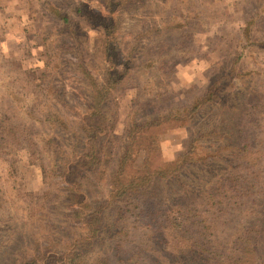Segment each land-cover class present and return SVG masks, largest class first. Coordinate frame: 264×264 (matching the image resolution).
Instances as JSON below:
<instances>
[{
  "label": "rangeland",
  "instance_id": "rangeland-1",
  "mask_svg": "<svg viewBox=\"0 0 264 264\" xmlns=\"http://www.w3.org/2000/svg\"><path fill=\"white\" fill-rule=\"evenodd\" d=\"M43 1L0 0V51L25 71V74L16 73L3 66L0 69V93L4 94L8 85L14 86L13 80L24 75L32 85L24 91L22 86L16 87L24 95L13 100L15 115L8 110L7 102L0 94V264H21L30 259L36 260V264H72L59 257L71 249L76 238L88 235L87 227L71 216L76 205L65 197L66 183L53 174L46 176L41 169L42 161L46 159L40 158V139H44L46 132L62 146V151H57L58 157L65 158L61 161L73 157L81 149L78 126L81 118L91 111L92 92L88 80L76 70L73 63L76 58L64 52L66 40L59 30V23L47 14L46 9L45 14L41 12ZM82 1L88 4L90 15L70 18L77 34L81 35L83 64L100 83L107 63L95 49L99 43L96 20L106 13L97 7V1ZM184 1L189 3L190 13L183 9L185 3L181 4V0H136L119 12L115 31L122 46L136 49L132 64L136 66L131 68V74L136 73L135 78L142 88L147 84L144 91L152 88L151 79H147L150 74L158 77L162 87L171 90L167 98L156 104L157 107L189 102L209 79L229 75L220 90L225 104H207L182 125L169 121L149 130L148 134L155 135L159 145L156 151L148 153L149 168L174 160L188 147V137L195 136L196 132L201 137L189 156L201 158L213 153L228 139L223 135L225 127L234 123V126L245 125L249 131L252 148L247 151V156L264 159V0ZM68 2L61 1V7ZM197 11L200 13H194ZM196 14L201 19L194 31H188L193 38L191 43L180 30L185 29L184 21ZM178 26L181 29L177 30ZM243 28L250 32L249 44L241 35ZM44 46L52 49L50 65H54L55 80L64 84L63 102L40 97L34 89L44 70ZM148 58H154L156 62L150 64L146 62ZM151 65L154 68H150ZM131 74L125 75L117 89L111 92L108 98L111 105L116 100L122 107H127L133 93ZM151 103L153 106L154 102ZM142 106L143 111L150 112L147 104ZM49 107L57 110L64 125H49L42 120ZM27 111L33 113H24ZM3 114L9 117L5 120ZM65 126L67 129H63ZM248 126L253 129L249 130ZM24 127L34 133L31 139L40 144L38 147L25 143ZM123 129L124 121L120 116L112 125L111 135L121 136ZM5 163L13 164L17 172L14 177L5 174ZM197 165L184 164L180 174L187 184H200L204 178L205 170ZM128 172L132 173L133 169L130 167ZM174 186L171 181L154 179L146 188L149 200L144 202V197H140L142 204L138 208L129 206L132 209L126 214L131 212L132 216L126 228L127 241L119 246L122 250L117 256L122 259L117 264H204L183 244H178L181 238L163 219L166 211L159 205L158 198ZM49 192L52 195L49 196ZM238 222L237 219L230 222L229 233L236 232ZM184 242L188 245L191 241L186 239ZM115 252L108 251L109 264H114ZM99 254L100 247H97L85 253L76 264H94L93 260Z\"/></svg>",
  "mask_w": 264,
  "mask_h": 264
},
{
  "label": "trees",
  "instance_id": "trees-1",
  "mask_svg": "<svg viewBox=\"0 0 264 264\" xmlns=\"http://www.w3.org/2000/svg\"><path fill=\"white\" fill-rule=\"evenodd\" d=\"M61 1L64 2L44 0L41 12L45 14L48 11L47 14L59 23V30L66 40L63 45L64 52L76 58L73 62L76 70L82 73L91 86V111L81 118L78 126L82 147L73 157L61 161L65 158L58 157L57 151H62V146L52 135L46 132V137L40 139V145L31 139L34 133L29 132L26 127L22 130L28 146L36 148L40 145V158L43 159L44 156L46 159L41 164L42 173L46 176L53 174L66 183L65 197L76 205L72 208L71 216L88 230L87 237L76 238L71 249L59 258L76 264L84 258L85 253L100 247V254L93 260L94 264H109L110 250L116 251L113 254L114 264L121 261L122 257L117 254L122 250H119V246L127 241L126 228L132 216L131 212L126 214V211L132 209L130 205L138 208L142 204L140 197H144L143 201L147 202V186L153 184L154 179L162 178L175 183L172 189L163 192L158 202L166 211L163 219L171 224L172 232L182 240L178 244H183V247L189 249L193 256L199 257L204 264H264V159L247 156V151L252 148V140L248 138L249 131L245 125L234 126V123L225 127L223 135L228 139L205 157L189 156L201 137L196 132L195 136L188 137V147L176 155L174 160L162 162L153 168H149L147 163L148 153L159 147L158 138L148 134L151 132L149 130L169 121H177L182 125L207 104H225L220 90L229 79L228 73L220 78L209 79L189 102L167 108L157 107L156 104L167 98L171 90L162 87L158 77L150 74L147 79H151L152 88L144 91L147 84L142 88L135 78L136 73L131 74V68L136 66L132 65L135 63L136 49L132 46L127 49L128 45L122 46L115 33L119 12L136 0H95L97 7L106 13V16L96 20L99 26V43L95 49L107 63L101 74L102 81L96 82L90 70L83 64L81 35L77 34L76 26L70 18L78 15L89 16L88 4L82 0H69L61 7ZM184 3L183 9L190 13L189 3L181 0V4ZM200 19L199 14L192 15V18L184 21L185 29L180 30L181 34L186 33L185 36H188L187 40L191 43L193 38L188 35V31H194ZM179 29L181 28L177 30ZM241 35L249 44L250 32L243 28ZM51 50L44 46V70L34 89L40 97L63 102L64 84L54 78V65H50L53 57ZM146 62L154 64L156 59L148 58ZM5 65L16 73L25 74L22 68L12 63L0 51V69ZM150 68L154 66L151 65ZM158 70L164 74L161 68ZM129 74L133 75L131 79L134 82L127 107H122L116 100L111 105V100L108 99L111 92ZM13 83L14 86L8 85L4 94H0L4 96L8 110L15 115L13 100L24 95L16 87L22 86L24 91L32 85L26 75L13 80ZM151 102H154L153 106ZM143 104L150 107V112L143 111ZM44 114L42 120L49 125L61 127L65 123L54 108L49 107ZM120 116L124 121L122 135H111L112 125ZM3 117L6 120L9 115L3 114ZM248 128L252 130L253 126ZM63 129H67V126ZM215 129L216 127L212 128L210 132L213 133ZM186 162L198 163L197 166L205 170L206 174L200 184L191 185L182 180L180 173ZM130 167L133 169L132 173L128 172ZM3 170L10 178L17 174L13 164L5 163ZM235 219L239 221L238 229L235 233H229L230 222ZM186 239L191 241L188 245L184 242ZM36 263V260L30 259L21 264Z\"/></svg>",
  "mask_w": 264,
  "mask_h": 264
}]
</instances>
